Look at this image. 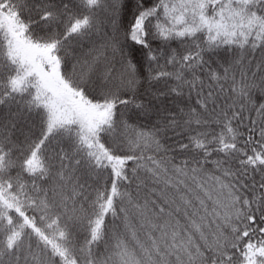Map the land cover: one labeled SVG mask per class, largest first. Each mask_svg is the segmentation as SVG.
<instances>
[{
  "label": "snow or ice",
  "instance_id": "1",
  "mask_svg": "<svg viewBox=\"0 0 264 264\" xmlns=\"http://www.w3.org/2000/svg\"><path fill=\"white\" fill-rule=\"evenodd\" d=\"M0 264H264V0H0Z\"/></svg>",
  "mask_w": 264,
  "mask_h": 264
}]
</instances>
